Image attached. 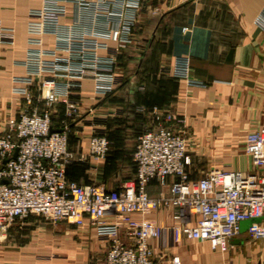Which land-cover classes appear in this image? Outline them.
<instances>
[{"label": "built area", "instance_id": "obj_1", "mask_svg": "<svg viewBox=\"0 0 264 264\" xmlns=\"http://www.w3.org/2000/svg\"><path fill=\"white\" fill-rule=\"evenodd\" d=\"M144 1L42 0L39 33L53 38V48H26L24 58L13 62L24 68L30 86L37 83L38 93L26 87L16 115L2 116L0 108V238L31 215L77 227L89 222L108 240L104 264H157L149 240L167 244L171 235L175 242H207L225 252L242 222H250L254 241L264 240V126L244 138L251 169L212 168L192 180L186 118L173 126L176 115L170 109L138 106L149 122L136 136L134 179L108 189L102 182L67 178L70 127L80 115L83 84L91 80L99 97L116 90L119 54L134 43ZM101 41L115 46L102 52ZM164 71L188 86H204L190 77L187 57L176 58ZM58 107L64 108V119L54 127ZM110 148L109 138L93 129L87 156L103 161ZM153 182L159 188L155 196L148 193ZM170 207L176 208L172 226L149 217ZM171 264H181L179 257Z\"/></svg>", "mask_w": 264, "mask_h": 264}, {"label": "crops", "instance_id": "obj_2", "mask_svg": "<svg viewBox=\"0 0 264 264\" xmlns=\"http://www.w3.org/2000/svg\"><path fill=\"white\" fill-rule=\"evenodd\" d=\"M41 6L42 0H0L2 116L23 108L22 95L31 85L24 68L13 62L24 58L26 48H53V38L39 33ZM133 38L119 54L118 85L112 94L96 96L91 80L83 84L80 115L70 127L67 178L78 184L102 182L108 189L134 179L136 134L149 122L138 106L170 109L176 115L173 122L186 118L192 180L212 168L251 169L243 143L248 133L264 126V0H146ZM114 46L100 43L102 52ZM178 57L189 59L190 77L204 86H188L164 71ZM37 89L35 83L34 94ZM63 119L64 108L54 109L53 126ZM93 129L111 142L99 162L86 154ZM158 192L155 182L148 186L150 195ZM175 210L149 217L172 226ZM249 225L241 223L240 234L228 241L225 252L207 242H175L173 235L167 244L156 239L149 244L157 264H171L173 256L181 264H264V240L254 241ZM107 248V238L89 222L77 227L31 215L0 238V264H104Z\"/></svg>", "mask_w": 264, "mask_h": 264}, {"label": "rangeland", "instance_id": "obj_3", "mask_svg": "<svg viewBox=\"0 0 264 264\" xmlns=\"http://www.w3.org/2000/svg\"><path fill=\"white\" fill-rule=\"evenodd\" d=\"M36 218L38 219V220H40V219H42L43 221H46L45 219H43V218H41V217H39V216H36ZM48 222H50V221H48ZM66 223V224H68V225H70V226H73L72 224H70V223H68L67 221H62V222H59V223ZM53 223V222H52ZM77 230H78V228H77Z\"/></svg>", "mask_w": 264, "mask_h": 264}, {"label": "water", "instance_id": "obj_4", "mask_svg": "<svg viewBox=\"0 0 264 264\" xmlns=\"http://www.w3.org/2000/svg\"><path fill=\"white\" fill-rule=\"evenodd\" d=\"M17 156V151H15L13 157L15 158ZM7 162V160H4L3 164H5ZM252 222V221H251Z\"/></svg>", "mask_w": 264, "mask_h": 264}, {"label": "trees", "instance_id": "obj_5", "mask_svg": "<svg viewBox=\"0 0 264 264\" xmlns=\"http://www.w3.org/2000/svg\"><path fill=\"white\" fill-rule=\"evenodd\" d=\"M139 131H140V130H139ZM139 131H138V132H139ZM136 136H137V134H136Z\"/></svg>", "mask_w": 264, "mask_h": 264}]
</instances>
